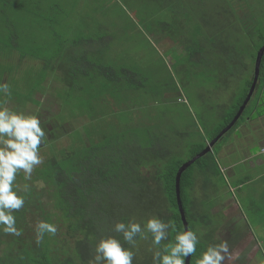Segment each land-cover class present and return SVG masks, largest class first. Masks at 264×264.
<instances>
[{
  "label": "rangeland",
  "instance_id": "obj_1",
  "mask_svg": "<svg viewBox=\"0 0 264 264\" xmlns=\"http://www.w3.org/2000/svg\"><path fill=\"white\" fill-rule=\"evenodd\" d=\"M149 1L152 0H0V7L6 3V9L10 12L6 16L3 11L0 12V31L11 48L15 47L17 40H26V44L36 48L37 52V48L48 39L47 43L57 40L63 45L78 38H93L88 54L91 63L111 65L117 71L127 68L135 73L132 79L136 87L131 91L119 92V100L103 90L99 81L91 83L88 77H71V82L74 81L76 85L66 87L63 83L66 77L64 71L60 69L58 72V68H52L53 65L45 60L35 67L26 64L19 73V79L6 77L12 92L7 107L25 114H35L48 125V140L40 149V155L47 161L36 169H42L48 162L50 149L60 153L68 148L78 151L82 147H92L104 133L119 138L125 128L132 124L162 125L171 137L185 135L180 139V158L187 160L209 133L217 131L228 111L243 95L246 79L252 74L250 57L246 63L243 62L245 57L237 63L223 59L219 49L213 45L212 50H204L203 44L201 47L198 45L199 30L206 31L207 24L213 26L214 17H209L206 24L197 15H192L187 21L183 17L170 15L157 3ZM148 2L149 10L145 7ZM18 6V10L15 9ZM261 43L263 40L256 44ZM2 54L0 52V63L11 64L16 70L18 64L15 57L5 58ZM38 72H44V75L38 76ZM98 75L111 83L107 73L99 71ZM15 80L20 82L19 85ZM85 85L89 88L82 90L81 87ZM114 91L118 92H110L114 94ZM258 91L253 95L249 108L260 98L264 110V87L260 95ZM82 101H85V106ZM248 112L240 121L246 122L245 126L223 135L214 145L213 152L219 151L226 142L225 153L232 149L230 142L241 143L239 146L243 147L244 140L253 138V142L259 143L260 138L254 130H258L264 143V119L261 123L254 121L253 125L247 120ZM236 151L241 154V149ZM251 151L256 152V148ZM222 161L226 163L229 160L225 156ZM248 164L246 160L236 167L243 170ZM260 170V167L256 168L257 174ZM144 173L152 174L153 168H144ZM35 175L34 169L31 180L25 181L21 172L16 181L20 193L25 194V183L30 185V190L34 189L33 193H39L37 199L29 195L25 198L26 202L31 201L28 209L31 218L29 230L23 238L32 239V244L39 246L40 243H36V223L49 220V223L57 226V233L54 236L46 234L42 241L49 235L52 249L59 251L61 248L59 254L63 255L65 247H73V232L69 230V223L62 211L55 208V200L49 195L51 190L43 181L35 179ZM229 182L227 171L225 176L215 177L211 186L219 189V196H224ZM193 193H196V197L201 196L197 187ZM212 201L213 198L208 197L203 206L207 207ZM228 204L221 200L216 207H210L217 213L219 209L225 210ZM243 206L244 210L245 202ZM223 229L226 237L235 235L237 238L238 231L230 223L227 222ZM255 231L264 243V224L258 225ZM197 233L203 236L200 228ZM8 235L0 232V254L7 245ZM260 256H257L254 264H264L263 256Z\"/></svg>",
  "mask_w": 264,
  "mask_h": 264
},
{
  "label": "trees",
  "instance_id": "obj_2",
  "mask_svg": "<svg viewBox=\"0 0 264 264\" xmlns=\"http://www.w3.org/2000/svg\"><path fill=\"white\" fill-rule=\"evenodd\" d=\"M149 2L157 3L170 15L183 17L185 20L197 15L198 19L205 22L213 16V26L207 24L206 31L199 30V47L201 44L205 46L204 50H212L215 47L219 49L223 59L237 63L241 62L243 57H245L243 62L246 63L247 58L250 57L252 63V74L246 79L243 95L228 111L217 131L209 133L208 138L197 145L188 158L190 159L202 151L207 142L217 136L233 119L248 94L254 78L257 53L264 44V0H152ZM149 2L145 6L147 10L150 9ZM6 8V3L0 7V12L3 11L5 16L10 13ZM18 8L19 6L15 9ZM4 27L5 24L2 28ZM93 40V38H78L63 45L57 40L48 43L46 41L37 48V53L36 48L33 49L26 44V40H17L15 47L11 48L0 31V52L6 56L5 58L14 56L18 64L15 70V66L11 64L0 63V83L7 82L8 76L19 79V73L26 64L42 65V60H45L53 65L52 68H58V72L60 69L63 70L66 77H69V79L65 77L63 81L66 87L76 85L74 81L71 82V77L74 79L80 76L88 77L91 83L99 81L103 90L109 91L110 96L119 100V92L131 91L136 87L132 79L135 73L127 68L117 71L111 65L100 66L91 63L88 54ZM259 40H263V43L256 44ZM248 68L249 66L246 67ZM99 71L107 73L110 84L98 75ZM37 74L42 76L44 72ZM14 82L18 85L20 83L16 80ZM87 86H82L81 89L89 88ZM262 87H264V56L256 87V90L259 89L258 95L261 94ZM113 90L118 92L114 91L113 94L110 92ZM250 101L229 131L239 125L247 111L250 115L262 105L258 98L249 108ZM85 104V101H82V105ZM134 125H128L129 127L125 128L119 138H115L114 134L104 133L92 147H82L78 151L68 148L60 153L50 149L48 162L42 169L35 168L34 178L43 181L51 190L49 195L55 200V208L62 211L69 223V230L73 232V247H65V253L60 255L62 249L60 248L59 251L52 249L49 235L39 246H34L32 239H24L23 235L29 230V218H31L28 211L31 201H25L24 207L13 213L17 227L22 229V235L7 236L8 242L3 253L0 254V264H89L94 255L95 244L101 237L116 236L112 226L120 220L126 222L134 219L142 222L152 216H159L163 220H175L178 230L185 229L175 186L177 171L188 160L180 158L182 152L180 139L185 135L176 134L171 137L162 125ZM216 152H208L197 159L181 176V199L189 228L194 231L200 228V232L204 230V238L203 240L200 238V244L196 253L191 256L190 264H197L201 253L206 251L208 246L218 245L221 241L214 239L217 227L215 223L220 213L214 214L210 207L203 206L205 198L209 197L208 189H205L204 185V172L208 170L212 175L220 173ZM46 161L47 159H44L43 163ZM148 167L153 168L152 174L144 173V168ZM196 187L201 194L200 197H196V193H193ZM211 191H214L213 187ZM33 192L34 189H31L25 194H20L25 198L29 195L37 199L39 193ZM31 193L35 196H31ZM174 236L175 233L170 240H174ZM151 247L150 239L140 241L139 251L133 264H152V252L149 251Z\"/></svg>",
  "mask_w": 264,
  "mask_h": 264
},
{
  "label": "clouds",
  "instance_id": "obj_3",
  "mask_svg": "<svg viewBox=\"0 0 264 264\" xmlns=\"http://www.w3.org/2000/svg\"><path fill=\"white\" fill-rule=\"evenodd\" d=\"M11 97L10 85L0 83V232L20 236L22 229L17 227L13 213L24 207L25 196L19 192L17 176L23 172L24 180H31L34 169L43 163L40 149L48 140L49 130L39 116L7 107ZM23 191H30V185L25 183ZM112 231L117 235L101 237L95 244L89 264H133L139 242L149 239L152 264H185L200 244L197 231L178 230L175 220H163L159 216L142 222L120 220L112 226ZM35 233L39 244L46 234L54 236L57 226L40 220ZM173 233L174 240H170ZM226 259H238V253L230 251L224 241L208 246L197 264H224Z\"/></svg>",
  "mask_w": 264,
  "mask_h": 264
},
{
  "label": "crops",
  "instance_id": "obj_4",
  "mask_svg": "<svg viewBox=\"0 0 264 264\" xmlns=\"http://www.w3.org/2000/svg\"><path fill=\"white\" fill-rule=\"evenodd\" d=\"M262 109L261 107L256 108L253 113L248 115L247 120L253 125L254 121L261 123L264 119V111ZM243 122L235 130L242 129L246 123ZM254 132L260 138L259 143L253 142V138L252 140H244L243 147L239 146L241 143L230 142L229 145H231L232 149L230 148L227 153L224 152V149L227 147L228 142L222 144L219 151L216 150V161L220 173L212 175L208 170L204 172L205 189H208L209 197L213 198V201L206 208H209L211 204L216 207L221 200L229 203L225 210L219 209L220 212H217L220 213V216L215 223L217 227L215 228L214 239L221 240L220 243L227 241L230 251L238 253V259L235 260H240L242 264H254L259 254L264 259L263 239L255 231L258 225L264 224V143L262 142L261 134H258V130H254ZM248 141L253 143H248ZM252 148H256V152H252ZM236 149H241V156ZM225 156H227L229 161L223 163L222 157ZM233 156L237 158L233 159ZM246 160L249 161L248 166H245L243 170H238V165ZM259 167L261 170L257 174L256 168ZM227 171L230 180L229 189L227 192L224 190V196H219V189L216 187L214 191H211L213 187L211 185H213L215 177L225 176ZM244 202L245 209L243 210ZM211 211L214 213L213 210ZM227 222L231 224V227L234 226L235 231H238L237 238L235 235H229V238L225 236L223 228ZM199 236L203 240L202 234Z\"/></svg>",
  "mask_w": 264,
  "mask_h": 264
},
{
  "label": "water",
  "instance_id": "obj_5",
  "mask_svg": "<svg viewBox=\"0 0 264 264\" xmlns=\"http://www.w3.org/2000/svg\"><path fill=\"white\" fill-rule=\"evenodd\" d=\"M264 56V44L260 47L258 53H257V57H256V61H255V73H254V78H253V82L251 84V87L248 91V94L246 96V98L244 99L243 103L241 104V106L239 107L237 113L235 114V116L233 117V119L217 134V136H215L212 140L207 142L206 147L200 151L199 153H197L196 155H194L192 158L188 159L187 161H185L178 169L177 174H176V196H177V202H178V206H179V210L181 213V218L184 224V228L187 229L189 228V223L186 217V213L182 204V199H181V176L183 174V172L191 165L193 164L197 159L201 158L202 156L206 155L208 152H212L213 151V147L214 145L217 143V141H219V139L225 135L238 121V119L241 117V115L243 114L246 106L248 105L249 101L251 100L256 87H257V83L259 81V76H260V70H261V64H262V59ZM191 261V257H189L186 261L185 264H190Z\"/></svg>",
  "mask_w": 264,
  "mask_h": 264
},
{
  "label": "flooded vegetation",
  "instance_id": "obj_6",
  "mask_svg": "<svg viewBox=\"0 0 264 264\" xmlns=\"http://www.w3.org/2000/svg\"><path fill=\"white\" fill-rule=\"evenodd\" d=\"M233 262L237 263V264H242V262L240 260H225L224 264H232Z\"/></svg>",
  "mask_w": 264,
  "mask_h": 264
}]
</instances>
